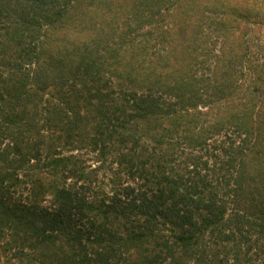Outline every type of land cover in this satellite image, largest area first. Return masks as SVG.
<instances>
[{"label": "trees", "instance_id": "obj_1", "mask_svg": "<svg viewBox=\"0 0 264 264\" xmlns=\"http://www.w3.org/2000/svg\"><path fill=\"white\" fill-rule=\"evenodd\" d=\"M0 264H264V0H0Z\"/></svg>", "mask_w": 264, "mask_h": 264}, {"label": "rangeland", "instance_id": "obj_2", "mask_svg": "<svg viewBox=\"0 0 264 264\" xmlns=\"http://www.w3.org/2000/svg\"><path fill=\"white\" fill-rule=\"evenodd\" d=\"M205 14H208V11Z\"/></svg>", "mask_w": 264, "mask_h": 264}]
</instances>
